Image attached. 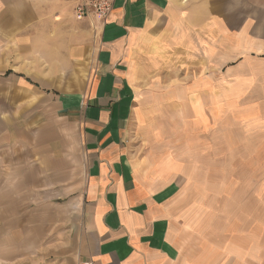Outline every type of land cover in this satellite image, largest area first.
Here are the masks:
<instances>
[{
    "label": "crops",
    "instance_id": "crops-1",
    "mask_svg": "<svg viewBox=\"0 0 264 264\" xmlns=\"http://www.w3.org/2000/svg\"><path fill=\"white\" fill-rule=\"evenodd\" d=\"M54 4L0 0V264H264L259 231L184 194L183 163L137 164L130 145L141 52L201 60L210 101L251 90L264 0H114L92 42L94 22Z\"/></svg>",
    "mask_w": 264,
    "mask_h": 264
},
{
    "label": "rangeland",
    "instance_id": "rangeland-1",
    "mask_svg": "<svg viewBox=\"0 0 264 264\" xmlns=\"http://www.w3.org/2000/svg\"><path fill=\"white\" fill-rule=\"evenodd\" d=\"M51 1H60L78 23L92 21L77 20L71 0ZM99 29L94 21L88 41L96 40ZM140 56L130 136L137 164L149 158L158 166L174 157L193 178L184 194L194 195V206L213 217L207 221L215 225L225 216L221 220L240 235L256 230L264 239V74L251 90L227 91L226 100L210 101L196 84L204 75L201 60L176 50L156 62L149 53Z\"/></svg>",
    "mask_w": 264,
    "mask_h": 264
},
{
    "label": "built area",
    "instance_id": "built-area-1",
    "mask_svg": "<svg viewBox=\"0 0 264 264\" xmlns=\"http://www.w3.org/2000/svg\"><path fill=\"white\" fill-rule=\"evenodd\" d=\"M77 20L92 19L104 23L113 9L114 0H71Z\"/></svg>",
    "mask_w": 264,
    "mask_h": 264
},
{
    "label": "bare ground",
    "instance_id": "bare-ground-1",
    "mask_svg": "<svg viewBox=\"0 0 264 264\" xmlns=\"http://www.w3.org/2000/svg\"><path fill=\"white\" fill-rule=\"evenodd\" d=\"M92 20V19H91ZM93 21V20H92ZM94 22V21H93Z\"/></svg>",
    "mask_w": 264,
    "mask_h": 264
}]
</instances>
